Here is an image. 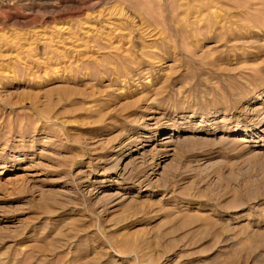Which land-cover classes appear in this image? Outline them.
<instances>
[{"label":"rangeland","instance_id":"374dc122","mask_svg":"<svg viewBox=\"0 0 264 264\" xmlns=\"http://www.w3.org/2000/svg\"><path fill=\"white\" fill-rule=\"evenodd\" d=\"M0 264H264V0H0Z\"/></svg>","mask_w":264,"mask_h":264},{"label":"bare ground","instance_id":"6f19581e","mask_svg":"<svg viewBox=\"0 0 264 264\" xmlns=\"http://www.w3.org/2000/svg\"><path fill=\"white\" fill-rule=\"evenodd\" d=\"M169 150V149H168Z\"/></svg>","mask_w":264,"mask_h":264}]
</instances>
